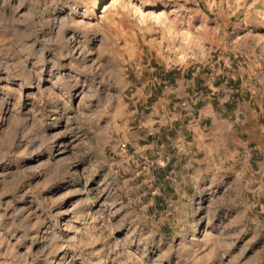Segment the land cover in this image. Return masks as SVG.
<instances>
[{"label": "rangeland", "instance_id": "rangeland-1", "mask_svg": "<svg viewBox=\"0 0 264 264\" xmlns=\"http://www.w3.org/2000/svg\"><path fill=\"white\" fill-rule=\"evenodd\" d=\"M0 264H264V0H0Z\"/></svg>", "mask_w": 264, "mask_h": 264}, {"label": "crops", "instance_id": "crops-1", "mask_svg": "<svg viewBox=\"0 0 264 264\" xmlns=\"http://www.w3.org/2000/svg\"><path fill=\"white\" fill-rule=\"evenodd\" d=\"M192 105H193V107H192ZM192 105H189V108L190 109H192L195 113L198 111V113H199V115H197L198 116V120H201L203 117H202V111H201V109L202 108H197V109H195V107H196V102H194L193 101V104ZM192 111L190 110L189 111V113H191ZM194 112H192V114L194 113ZM195 116V115H194ZM196 117V116H195ZM200 130H201V133L200 134H198L199 135V137L203 140V142H204V145H207V142H206V140H207V136H208V132L206 133V132H203V130H202V128H200Z\"/></svg>", "mask_w": 264, "mask_h": 264}]
</instances>
